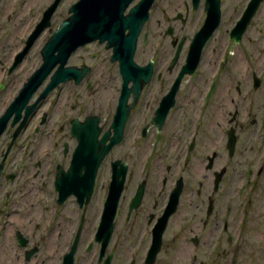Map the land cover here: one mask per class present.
Segmentation results:
<instances>
[{
  "label": "flooded vegetation",
  "instance_id": "flooded-vegetation-1",
  "mask_svg": "<svg viewBox=\"0 0 264 264\" xmlns=\"http://www.w3.org/2000/svg\"><path fill=\"white\" fill-rule=\"evenodd\" d=\"M79 1L0 0V264H79L82 252L90 264H115L116 250L111 248L114 234L104 252L96 234L116 163L118 170L126 166V177L115 230L122 217L123 226L139 225L141 235H147L148 245L145 254H129L120 264H147L153 232L180 187L178 204L167 221L153 264H165L167 259L179 264L174 258H183L180 264H239V240L231 235L212 239L211 232L183 243L185 249L179 252H190L188 247L193 246V254L161 255L169 241L165 235L186 191V180L181 175L184 169L181 166L175 178L173 166L161 164L162 156L154 159L151 154L144 165L156 163L159 173L158 180L151 179L149 168L144 175L137 173L133 155L142 146L151 150L153 146H186L187 165L196 146H230L231 141L239 146L241 132L246 128L244 122L256 123L248 112L250 98L261 89L264 96V21L255 24L258 17L264 18V0H259L254 13L255 0H219V25L205 43L196 65L192 46L211 17L209 0H182L175 8L163 9L167 28L153 45V38L144 30L157 20L160 10L156 2L160 0H156L137 40L129 80L120 61L113 59V48L100 40L76 48L65 65L60 61L61 49L54 47L51 52L55 62L46 63L52 37L72 17V8ZM139 1L135 0L125 15ZM246 20L249 21L243 30L242 22ZM171 21L175 27L169 25ZM192 22L201 23L200 27L186 29ZM220 38L227 41L222 54L231 55L229 59L237 54L235 66L240 65L239 69L249 70L250 74L243 81L237 80L235 86L228 84V91L221 93L217 101L221 72L228 61L226 57L221 59V53L215 59ZM211 66L214 69L198 97L200 91L196 88L205 81L200 71ZM65 76L67 79L62 80ZM243 82L249 83L244 92L237 87ZM234 88L237 97L231 92ZM123 101L129 114L122 138L103 159L88 196L87 186L77 184L85 174L82 169L77 175L76 169L79 124L97 125L98 140L109 134L105 143L109 146ZM242 110L244 117H240ZM118 148L119 155L115 156ZM217 157L214 152L209 158L208 170ZM138 193L142 197L135 207L133 201ZM214 194L208 197L202 219L205 224L215 214ZM227 230L226 224V234ZM143 242L141 238L139 245ZM209 245L205 253L193 251ZM225 245L233 247L232 254L222 255Z\"/></svg>",
  "mask_w": 264,
  "mask_h": 264
},
{
  "label": "rangeland",
  "instance_id": "rangeland-1",
  "mask_svg": "<svg viewBox=\"0 0 264 264\" xmlns=\"http://www.w3.org/2000/svg\"><path fill=\"white\" fill-rule=\"evenodd\" d=\"M182 0H160L156 2V7L160 10L158 16H156V22L146 26L144 33L147 32L153 38V45L159 40V33L163 32L167 28V23L164 24V18L161 11L163 9L175 8L176 4L181 5ZM262 12V11H261ZM264 16V10L261 14ZM161 27H160V22ZM264 18L258 17L255 24H261ZM201 24V23H200ZM195 22L190 23L186 29H194L197 26ZM169 25L174 23L169 22ZM156 31V32H155ZM219 39L217 42V54L215 59L219 58L221 53V59L228 58L229 54H222L225 42ZM216 53V52H215ZM236 55L228 58L227 65L222 70V79L220 87L216 91L217 101L221 93L228 91V84H233L237 80L243 81L244 78H249L250 71L239 69L235 66L237 58ZM254 60V56L252 55ZM215 63V62H214ZM242 67V66H241ZM214 67L206 69L203 67L199 76L204 75L205 81L203 85L196 88L199 92L198 97L201 94L207 81V77L210 76ZM199 78V77H197ZM249 83L243 82L237 87H241V91L244 92L245 87ZM194 89V87H191ZM234 88L231 92L235 94ZM241 92V93H242ZM237 93V92H236ZM238 97V101H239ZM240 102V101H239ZM248 106V112L251 118H255V124H245V130L241 132V141L239 146L235 147L233 156L229 155L227 146H196L192 154V159L187 165H184L185 156L187 154L186 146H160V149L153 146L144 148L134 153L137 173L144 175L148 170L149 178L158 180L159 173L156 163L152 162V165L145 167L146 159L151 156L159 158L162 156L160 163L172 165V172L174 177L179 176V169L182 166L184 172L181 174L186 180V191L181 199V207L171 220L169 230L167 231L165 238L168 243H165L161 255H179L188 256L193 254L191 249L194 247H188L190 252L181 253L180 249H185L183 243H189L188 241L199 237H205L208 232H211L210 238H227L231 235L237 238L238 241V256L239 264H264V96L263 89L259 92H255L250 98ZM211 110V109H210ZM263 112V114H262ZM212 115V114H211ZM209 114H207V117ZM244 117L243 110L241 116ZM242 123V122H241ZM207 127V125H206ZM182 147V149H181ZM186 148V150H185ZM119 148L115 151V156L119 155ZM216 152L218 157L214 162V166L211 170L207 169L209 158ZM152 158V159H153ZM164 162V163H163ZM184 166V167H183ZM212 167V166H211ZM210 167V168H211ZM186 170V172H185ZM225 171L221 177L218 187L216 188L215 174ZM137 175V174H136ZM201 194L198 195L197 192ZM215 193V194H214ZM213 195L216 201V210L212 219L208 223H204L202 219L205 218L206 207L208 206V197ZM97 214V210H94ZM118 225L116 227L111 248L116 250V262L120 264L124 261L129 254H145L148 248L147 235L142 234V231L138 229L139 225L129 226L122 225V217L119 218ZM228 225L226 234L224 227ZM211 229V230H210ZM92 238V236H91ZM143 239L144 242L139 245V240ZM85 239V238H84ZM187 240V241H186ZM211 246L195 247L193 251L198 253H205ZM233 247L223 246L222 255L232 254ZM197 253V252H196ZM84 252L79 256V264H90ZM176 261L184 260L183 258H174ZM173 259V260H174ZM95 262V259H94ZM172 259H167L165 264H172ZM94 264V263H93ZM178 264V263H174Z\"/></svg>",
  "mask_w": 264,
  "mask_h": 264
},
{
  "label": "water",
  "instance_id": "water-1",
  "mask_svg": "<svg viewBox=\"0 0 264 264\" xmlns=\"http://www.w3.org/2000/svg\"><path fill=\"white\" fill-rule=\"evenodd\" d=\"M134 1L135 0H80L72 8V17L68 21H65L52 37L48 48L50 52L46 53V63L54 64L55 61L52 55L54 47H59L61 49L60 61L62 65H65L70 54L76 48L100 40L101 42H108V48H113V59L115 61H120L122 72L125 74L127 80L132 79L128 69L135 66L133 56L137 47V40L144 25L149 20V11L156 0H140L135 6L131 7L125 15V12ZM260 1H254L253 13L256 11ZM208 5L211 6V17L209 16L204 27L197 34L192 46L191 54L194 56V65L199 61L205 43L219 25V0H209ZM214 14H216V16H214ZM248 21L249 20L242 22L243 30ZM192 72L193 71H190V73ZM183 75L184 74H182V77ZM66 79V76L62 78V80ZM177 87L178 85L175 86V90ZM126 95H128V92H126ZM128 114L129 111L124 108L123 101L116 116L117 125L115 126V137L112 139V143L109 146L105 145L109 134H105L101 141L98 140L100 129L97 125L91 127L89 122L79 124V147L77 150L76 169L78 172L77 175H81L82 169H85V174L82 179L79 177L77 184L84 183L87 186L86 193L88 196H91L93 192L96 175L103 159L110 153L111 149L114 147L113 145L119 143L122 138L124 124ZM227 147L229 155L233 156L236 147L234 146V142L231 141L230 146ZM118 166L119 163H116L110 195L106 203L102 222L96 234L97 241L103 242V252L112 239L115 231V219L125 183L126 166L124 170H118ZM210 167L209 165V168ZM224 172L225 171H222L216 175V187H218ZM180 192L181 187L173 193L168 211L162 218L161 224L158 225L153 232L154 241L149 251L147 264L154 263L155 257L161 249L163 233L169 217L174 213L178 204ZM141 197L142 193H138L133 201V206L136 207L139 204Z\"/></svg>",
  "mask_w": 264,
  "mask_h": 264
},
{
  "label": "bare ground",
  "instance_id": "bare-ground-1",
  "mask_svg": "<svg viewBox=\"0 0 264 264\" xmlns=\"http://www.w3.org/2000/svg\"><path fill=\"white\" fill-rule=\"evenodd\" d=\"M242 62L240 61V64H241Z\"/></svg>",
  "mask_w": 264,
  "mask_h": 264
}]
</instances>
